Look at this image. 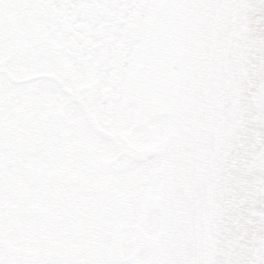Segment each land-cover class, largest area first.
I'll return each instance as SVG.
<instances>
[{
  "label": "snow or ice",
  "instance_id": "6c2138e0",
  "mask_svg": "<svg viewBox=\"0 0 264 264\" xmlns=\"http://www.w3.org/2000/svg\"><path fill=\"white\" fill-rule=\"evenodd\" d=\"M0 264H264V0H0Z\"/></svg>",
  "mask_w": 264,
  "mask_h": 264
}]
</instances>
